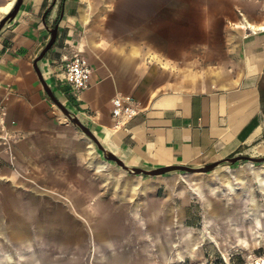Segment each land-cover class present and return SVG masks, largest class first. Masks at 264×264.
Here are the masks:
<instances>
[{"label":"crops","instance_id":"0c3cea01","mask_svg":"<svg viewBox=\"0 0 264 264\" xmlns=\"http://www.w3.org/2000/svg\"><path fill=\"white\" fill-rule=\"evenodd\" d=\"M14 1L0 0V20ZM248 9L237 0H24L0 33V264H63L64 247L87 229L95 264L129 262L137 251L125 231L143 212L153 227L162 211L127 203L161 187L179 193L184 183L203 197L216 189L182 173L132 175L106 160L36 72L50 29L58 25L38 63L43 77L106 149L131 167H200L264 157V18ZM76 52L93 67L80 94L65 76L64 58ZM126 97L139 113L119 123L113 102ZM217 170L220 185L245 179L246 192L264 178V166Z\"/></svg>","mask_w":264,"mask_h":264},{"label":"rangeland","instance_id":"374dc122","mask_svg":"<svg viewBox=\"0 0 264 264\" xmlns=\"http://www.w3.org/2000/svg\"><path fill=\"white\" fill-rule=\"evenodd\" d=\"M237 3L238 7H250L245 14L247 17L264 18V0H237ZM250 166L263 167L264 164L243 162L231 169L238 171ZM221 172L216 170L208 176L183 174L195 182L208 180L211 181L208 183L216 184L215 191L205 192L204 197L183 187L184 183L180 185L179 193L161 187L155 192L141 193L133 202L127 203V207L137 204L145 212L155 207L162 213L157 215L152 227L146 221L148 215L143 212L142 224L128 233L125 231L126 236H132L137 254L129 262L120 264H264V178L262 182L260 179L253 181V190L246 192L242 182L245 179L237 180L230 188L220 185L216 176ZM208 183L204 185L208 186ZM76 221L81 219L76 216ZM149 230L155 232L157 243L165 242L167 260H163L157 251L162 245L150 240ZM91 234L88 229L77 231V242L71 247L65 246V252L60 254L63 264H95V245L88 241ZM50 248L39 246L40 251L45 249L47 252ZM24 251H17V262L24 259Z\"/></svg>","mask_w":264,"mask_h":264},{"label":"water","instance_id":"95a60500","mask_svg":"<svg viewBox=\"0 0 264 264\" xmlns=\"http://www.w3.org/2000/svg\"><path fill=\"white\" fill-rule=\"evenodd\" d=\"M24 0H15L11 9L6 13V15L0 20V33L7 25H9L13 19L18 14ZM51 32V39L40 53V55L35 60V69L39 76V79L44 87L45 92L52 100V102L62 111V113L78 128L80 129L89 139H91L98 149L103 153L104 157L108 161L115 162L118 166H120L124 171L132 174V175H145L148 177H157V176H165L175 173H182L187 175H202V174H209L211 172L216 171L217 169L224 167V166H232L238 163L243 162H250L252 164H264V157H252L246 155H240L236 157H230L223 159L221 161L211 163L208 165L200 166V167H192V166H185V165H174L168 167H161V168H154V169H143L138 167H131L126 165L118 156L114 153L106 149L102 143L99 141L97 136L85 125L82 121L78 118L77 115L72 113L68 108L57 98L54 91L50 87L49 83L43 77V74L40 70L38 65L39 61H41L47 52L52 48L54 45L57 36H58V25L54 28L50 29Z\"/></svg>","mask_w":264,"mask_h":264},{"label":"built area","instance_id":"2783aa9c","mask_svg":"<svg viewBox=\"0 0 264 264\" xmlns=\"http://www.w3.org/2000/svg\"><path fill=\"white\" fill-rule=\"evenodd\" d=\"M64 62L66 82L71 86L72 90L77 94L87 90L91 85L93 76V67L90 61L79 52H76L72 57H65ZM134 103L131 97L114 100L113 116L121 119L119 123L123 120H130L139 113Z\"/></svg>","mask_w":264,"mask_h":264},{"label":"bare ground","instance_id":"6f19581e","mask_svg":"<svg viewBox=\"0 0 264 264\" xmlns=\"http://www.w3.org/2000/svg\"><path fill=\"white\" fill-rule=\"evenodd\" d=\"M263 29H264V27H263ZM231 187V186H230ZM232 189H234V188H232Z\"/></svg>","mask_w":264,"mask_h":264}]
</instances>
